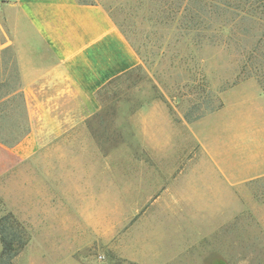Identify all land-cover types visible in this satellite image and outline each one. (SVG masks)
Returning <instances> with one entry per match:
<instances>
[{"label": "rangeland", "instance_id": "374dc122", "mask_svg": "<svg viewBox=\"0 0 264 264\" xmlns=\"http://www.w3.org/2000/svg\"><path fill=\"white\" fill-rule=\"evenodd\" d=\"M85 1L108 11L141 63L95 93L87 136L51 142L0 177V216L12 213L29 237L15 264H264V177L235 189L223 184L216 203H185L173 193L160 204L141 197L134 179L140 165L170 167L179 177L205 163L194 128L225 106L252 118L264 141V56L258 68L246 44L196 42L168 15L181 0ZM218 106L199 120L185 117ZM150 124L159 130L151 137L143 130ZM167 185L158 182L157 192ZM121 246L147 256L131 260Z\"/></svg>", "mask_w": 264, "mask_h": 264}, {"label": "crops", "instance_id": "0c3cea01", "mask_svg": "<svg viewBox=\"0 0 264 264\" xmlns=\"http://www.w3.org/2000/svg\"><path fill=\"white\" fill-rule=\"evenodd\" d=\"M3 50H8L6 54H12L16 62L30 130L12 148L0 144V177L51 142L57 146L87 136L90 114L98 108L93 100L95 93L141 63L139 54L103 6L77 0H9L1 4L0 53ZM62 97L66 101H61ZM232 116L236 119L233 125L221 124ZM252 124V118L247 119L232 105L202 118L193 135L206 162L187 166L179 177H174L170 167L137 166L134 172L139 175L134 179L141 185L140 196L153 195L151 204H160L163 197L173 193L185 203L203 198L216 203L221 199L223 184L235 189L264 177V141L256 138L259 131L256 133ZM143 130L150 137L159 131L152 124ZM78 168L70 166L69 172ZM75 178L71 175L70 182ZM163 181L170 184L168 192H157L158 182ZM147 183L152 187L142 186ZM175 183L176 190L171 192ZM122 248L131 260L147 256Z\"/></svg>", "mask_w": 264, "mask_h": 264}, {"label": "trees", "instance_id": "16d2710c", "mask_svg": "<svg viewBox=\"0 0 264 264\" xmlns=\"http://www.w3.org/2000/svg\"><path fill=\"white\" fill-rule=\"evenodd\" d=\"M77 1L94 5L85 0ZM181 1L179 6H169L168 15L172 16V20L177 19L186 32L193 33L196 42L215 43L218 38H230L229 41H234L236 46L245 47L246 44L249 59L258 68L263 67L264 53L258 54V51L264 50V33H261V27H264V0ZM240 26L244 29L237 31L236 27ZM7 52L3 50L0 53V144L12 148L27 136L30 127L16 62ZM250 66L253 67V64ZM220 108H210L194 118L188 114L185 117L188 122H193ZM0 241V264H15L29 237L25 227L12 213L0 216Z\"/></svg>", "mask_w": 264, "mask_h": 264}, {"label": "built area", "instance_id": "2783aa9c", "mask_svg": "<svg viewBox=\"0 0 264 264\" xmlns=\"http://www.w3.org/2000/svg\"><path fill=\"white\" fill-rule=\"evenodd\" d=\"M9 0H0V6H1V4H3V3H6V2H8Z\"/></svg>", "mask_w": 264, "mask_h": 264}]
</instances>
